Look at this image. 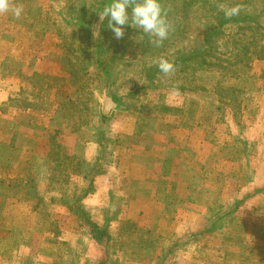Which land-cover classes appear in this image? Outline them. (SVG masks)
<instances>
[{
  "label": "rangeland",
  "instance_id": "obj_1",
  "mask_svg": "<svg viewBox=\"0 0 264 264\" xmlns=\"http://www.w3.org/2000/svg\"><path fill=\"white\" fill-rule=\"evenodd\" d=\"M110 2L0 15V264H264V0Z\"/></svg>",
  "mask_w": 264,
  "mask_h": 264
},
{
  "label": "clouds",
  "instance_id": "obj_2",
  "mask_svg": "<svg viewBox=\"0 0 264 264\" xmlns=\"http://www.w3.org/2000/svg\"><path fill=\"white\" fill-rule=\"evenodd\" d=\"M22 12L23 8L13 7L11 0H0V15L11 13L19 18ZM240 12L239 4L224 9L226 18L237 16ZM98 15L101 21H107L108 28L117 39L123 38V26L128 25L150 37L151 42L159 47L172 30L161 0H111L102 7ZM158 68L165 75L175 71L173 63L163 58L159 60Z\"/></svg>",
  "mask_w": 264,
  "mask_h": 264
},
{
  "label": "water",
  "instance_id": "obj_3",
  "mask_svg": "<svg viewBox=\"0 0 264 264\" xmlns=\"http://www.w3.org/2000/svg\"><path fill=\"white\" fill-rule=\"evenodd\" d=\"M116 103L111 97H107L104 101V114H109L111 109L116 107Z\"/></svg>",
  "mask_w": 264,
  "mask_h": 264
},
{
  "label": "trees",
  "instance_id": "obj_4",
  "mask_svg": "<svg viewBox=\"0 0 264 264\" xmlns=\"http://www.w3.org/2000/svg\"><path fill=\"white\" fill-rule=\"evenodd\" d=\"M214 32L216 33V31L214 30ZM211 37H208L207 40H210ZM206 40V39H205Z\"/></svg>",
  "mask_w": 264,
  "mask_h": 264
}]
</instances>
